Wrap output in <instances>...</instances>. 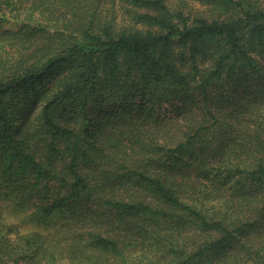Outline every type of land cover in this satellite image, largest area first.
Instances as JSON below:
<instances>
[{
	"label": "trees",
	"instance_id": "16d2710c",
	"mask_svg": "<svg viewBox=\"0 0 264 264\" xmlns=\"http://www.w3.org/2000/svg\"><path fill=\"white\" fill-rule=\"evenodd\" d=\"M0 200V264H264V2L0 0Z\"/></svg>",
	"mask_w": 264,
	"mask_h": 264
},
{
	"label": "rangeland",
	"instance_id": "374dc122",
	"mask_svg": "<svg viewBox=\"0 0 264 264\" xmlns=\"http://www.w3.org/2000/svg\"><path fill=\"white\" fill-rule=\"evenodd\" d=\"M264 2V0H262ZM200 6V5H198ZM155 107L157 109L158 112H160V114H173L175 111V107L173 105H170L168 103H162L161 105L159 104H155ZM0 202H3L2 200H0ZM12 204V203H11ZM10 210V207L6 208V212ZM30 210V209H23L22 213L20 214V216L11 218V216H9L10 219H14L13 221L15 222H19V224L21 225V228L23 230H29L30 228L32 229H39V230H43L45 228H49L50 226H53V224L57 221V219L60 217V215H62L61 213L56 214L54 216H43L40 214H32V215H28L27 218L25 217V221H22V217H24V215H26Z\"/></svg>",
	"mask_w": 264,
	"mask_h": 264
}]
</instances>
